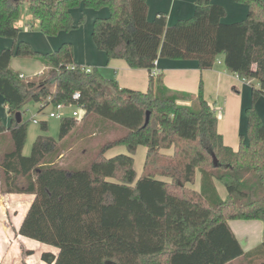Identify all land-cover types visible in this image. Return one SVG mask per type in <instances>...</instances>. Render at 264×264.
Wrapping results in <instances>:
<instances>
[{"label":"trees","instance_id":"1","mask_svg":"<svg viewBox=\"0 0 264 264\" xmlns=\"http://www.w3.org/2000/svg\"><path fill=\"white\" fill-rule=\"evenodd\" d=\"M0 0V35L13 40L0 50V95L10 117H0V193L32 194L18 233L55 247L45 264H264V240L244 251L230 219L264 222V123L253 106L245 109L246 138L236 149L216 131V116L204 98L172 90L154 70L157 57L196 59L249 82L252 103L264 96V0H234L247 6L242 20L224 22L225 8L195 0L189 17L170 25L164 12L147 18L146 0H26L29 13L47 35L75 28L71 9L109 13L91 24L95 46L108 58L149 71L145 91L120 87L95 68L73 62L71 42L39 52L18 40L20 4ZM83 21V15L78 23ZM32 24V23H30ZM13 55L35 57L45 69L24 80L10 68ZM74 92L84 113L60 119L58 138L42 132L23 154L27 121L15 114L26 104L67 103ZM187 100L189 104L177 103ZM146 112L149 113L145 123ZM121 135L89 145L94 133ZM98 134V135H99ZM74 135V136H73ZM81 141V144L71 143ZM117 145L125 152L106 155ZM138 145L146 147L139 177L133 166ZM172 147V153L162 152ZM80 151L74 161L65 155ZM200 174V188L189 187ZM168 177L169 180L159 178ZM214 180L227 195L221 199Z\"/></svg>","mask_w":264,"mask_h":264},{"label":"crops","instance_id":"2","mask_svg":"<svg viewBox=\"0 0 264 264\" xmlns=\"http://www.w3.org/2000/svg\"><path fill=\"white\" fill-rule=\"evenodd\" d=\"M194 1L167 0V2L162 3L159 0H146L147 18L152 19L157 12L161 11L166 15L167 25H170L179 18L189 17L193 12ZM211 1L221 4L225 8L226 15L222 18L224 22L242 20L246 17L247 6L245 4L237 3L234 0ZM82 8L84 7L82 6ZM83 10L81 9L82 12ZM95 11L96 14H94L92 20L96 16H105L109 13L106 7ZM71 43L74 44L72 57L74 63L95 68L103 77L116 79L120 87L141 91H145L148 88L149 71L147 69L132 68L122 58H108L104 51L99 50L95 46L91 34L88 35L86 31L84 37L79 33L75 34V40L73 37V42L71 41ZM80 49L83 51V56H79ZM86 56L93 58L91 62H86ZM154 66V70L161 75L162 83L169 89L196 95L199 85H202L203 96L212 106L216 116V131L221 135L225 145L236 149L240 135H244V129L246 131L247 126L243 110L245 111L249 102L246 95L243 98L242 94L243 92L247 94L245 84L250 86L249 82L226 70L222 63H214L209 69H200L196 59L157 57L154 61ZM43 67L45 69L44 64ZM38 72L37 75L42 72V68ZM0 102L5 106L1 95ZM177 103L189 104V101L177 100ZM258 111L262 113L260 110ZM7 120L4 123L5 127L9 126L10 117H7ZM138 148L139 146H137L136 151ZM110 150L114 151L116 149L110 148L105 154L108 155ZM121 150L118 149L116 151L124 152ZM118 152H113V154ZM162 152L171 154L172 147L164 149ZM139 162L136 167L140 169L141 174L144 161L142 163L141 158ZM159 178L169 180L168 177L159 176ZM214 185L218 196L224 199L227 195L224 185L218 180H214ZM188 186L199 190L200 174L198 171L195 173L194 183ZM14 199L19 200L21 204L26 203L24 204L25 206L20 208L17 200ZM32 199V194L0 193V264H45L40 258L41 252L48 248L57 251L55 247L25 237L17 232ZM228 225L244 251L255 247L264 240V222L262 220L230 219L228 220Z\"/></svg>","mask_w":264,"mask_h":264},{"label":"rangeland","instance_id":"3","mask_svg":"<svg viewBox=\"0 0 264 264\" xmlns=\"http://www.w3.org/2000/svg\"><path fill=\"white\" fill-rule=\"evenodd\" d=\"M162 3L167 2V0H159ZM105 9V7H103ZM20 20H19V26H20V31L18 33V40H23L25 42H27L31 48L45 53V52H50L52 50H55V48H57L58 44L64 41L67 42H73V37L75 40V34L77 35V33H79L82 37H84L85 35V31L87 32V34H90V30H91V24H92V17L94 16V14H96V11L92 8H82V4L81 2L78 3V5H76L74 8L71 9V14H72V20H73V24L74 26H76L75 28H72L70 30L67 31H59L56 34L53 35H47L44 34L40 28L38 27L36 21L33 19L32 15L29 13L28 10V5L26 3V0H23L20 4ZM81 9H84L83 12L81 11ZM229 10V9H228ZM229 13H231L229 11ZM83 15V21L81 24L78 23L79 18ZM235 21V20H233ZM227 22V21H226ZM231 22V21H229ZM32 23V24H30ZM74 35V36H72ZM70 40V41H68ZM13 40L9 37H5V36H1L0 35V50L3 48H8L12 45ZM73 44V43H71ZM74 48V44L72 45ZM80 51V55L79 56H83V51L82 49L79 50ZM86 62H91V60L93 59L90 56H86ZM90 64V63H88ZM10 68L14 71H17L19 74H23L25 77H23L24 80L27 79H31V78H37L39 75H37L39 72V70L42 71L44 69L43 67V63L35 58V57H22V56H17V55H13L10 59ZM248 84H245V87H247V94H245L243 92V98L247 97L248 99V107L249 106H253V108L255 109V111L257 113H259L258 110H260L259 113L261 120H264V96H260L256 99V101L254 103H252L251 100V86H246ZM258 106V107H257ZM247 108V107H246ZM258 108V110H257ZM50 106L47 105L45 107H43L41 110H39L38 108V102H30L28 104H26L23 108L22 111V119L23 121H27V135H26V139H25V143L23 146V154H29L30 152V148L31 145L33 143V141L35 140L37 134L41 133L42 130L40 129V122L38 123H34L32 122V117L36 116V118H40V119H44L47 122V130L45 131V134L50 135L54 138H58V127H59V123H60V119L59 118H49L47 117V114L49 112ZM243 114L245 117V112L243 110ZM0 117L2 119V122L5 123L7 120V117L9 118V114L7 112V109L5 106L2 105V102H0ZM8 122V120H7ZM264 122V121H263ZM124 131V130H123ZM121 130H118L117 128H113L108 130L107 135H100L99 133H94L90 136L93 137L92 141H90L89 145L94 147L97 144H101V143H97V142H103L109 138H113L116 136L121 135V133L123 132ZM245 129H244V140L246 138L245 135ZM99 134V135H98ZM74 136V135H73ZM72 136V140L71 143L77 139L75 137ZM73 143H77V144H81V141H74ZM139 148L135 153L133 154V158H134V169L136 172V178L139 177L140 175V169H137L136 165L139 162V160L142 158V163L144 161V156L146 154V149L143 145H138ZM113 150H120L121 151H126L125 147L122 145H117L112 147ZM124 148V149H123ZM108 151V155L109 154H113V152H118V151ZM143 151V152H142ZM80 151H76V153H73L71 155H65L64 159L66 162H71L74 161L76 158H78V156L80 155ZM200 188V187H199ZM225 188V187H224ZM13 197H18V196H13ZM17 200V199H14ZM20 201L17 200L18 205H20V208H23L26 203H19ZM40 245V244H39ZM45 250H51L53 251V253L56 252V250L53 249H45ZM44 250V251H45ZM24 251V249H23ZM43 252V251H42ZM41 252V253H42Z\"/></svg>","mask_w":264,"mask_h":264},{"label":"built area","instance_id":"4","mask_svg":"<svg viewBox=\"0 0 264 264\" xmlns=\"http://www.w3.org/2000/svg\"><path fill=\"white\" fill-rule=\"evenodd\" d=\"M216 62L221 63L220 59H217ZM83 68L85 69L86 72H89L91 70V67L89 66H83ZM19 77L23 78L25 76L23 74H19ZM78 97H79V93L74 92L72 95L73 100L67 103L49 104L50 109L47 114V117L59 118V119H62L65 117H73L77 119L81 118L84 113V109L80 104H78L77 101H75ZM38 108L39 110L43 108L41 103H39ZM41 121H44V119L36 118V116L32 117V122L34 123H38Z\"/></svg>","mask_w":264,"mask_h":264},{"label":"water","instance_id":"5","mask_svg":"<svg viewBox=\"0 0 264 264\" xmlns=\"http://www.w3.org/2000/svg\"><path fill=\"white\" fill-rule=\"evenodd\" d=\"M15 116H16V121L19 122L21 120V112H17ZM148 118H149V113L146 112L145 123L148 121Z\"/></svg>","mask_w":264,"mask_h":264}]
</instances>
